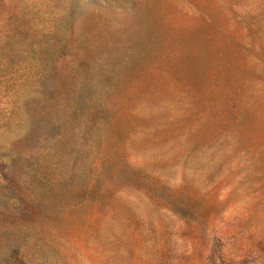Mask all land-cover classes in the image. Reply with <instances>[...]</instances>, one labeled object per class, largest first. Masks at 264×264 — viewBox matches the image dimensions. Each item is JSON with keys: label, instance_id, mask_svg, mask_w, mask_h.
<instances>
[{"label": "rangeland", "instance_id": "obj_1", "mask_svg": "<svg viewBox=\"0 0 264 264\" xmlns=\"http://www.w3.org/2000/svg\"><path fill=\"white\" fill-rule=\"evenodd\" d=\"M0 264H264V0H0Z\"/></svg>", "mask_w": 264, "mask_h": 264}]
</instances>
